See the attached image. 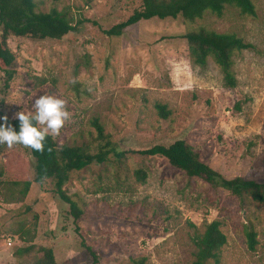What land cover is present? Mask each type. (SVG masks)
<instances>
[{
    "label": "rangeland",
    "instance_id": "obj_1",
    "mask_svg": "<svg viewBox=\"0 0 264 264\" xmlns=\"http://www.w3.org/2000/svg\"><path fill=\"white\" fill-rule=\"evenodd\" d=\"M252 1L254 16L226 6L220 16L151 18L109 36L103 30L141 0H36L38 10L55 7L76 28L60 39L8 37L15 74L5 85L0 72V115L10 121L18 111L34 113L39 96L55 95L70 113L52 135L59 145L94 150L96 117L122 150L183 139L223 176L263 181L264 0ZM200 26L251 44L232 56L234 87L224 85L211 57L202 67L191 63L180 35ZM155 102L166 104V118ZM137 168L147 170L144 182ZM33 177L28 149L0 144V264H33L40 247L52 248L58 264H89L82 244L96 252L98 264H192L194 237L214 219L226 243L219 262L206 264H264V204L188 177L164 160L129 154L72 172L63 188L81 209L76 223L52 184ZM251 227L252 250L245 236Z\"/></svg>",
    "mask_w": 264,
    "mask_h": 264
},
{
    "label": "trees",
    "instance_id": "obj_2",
    "mask_svg": "<svg viewBox=\"0 0 264 264\" xmlns=\"http://www.w3.org/2000/svg\"><path fill=\"white\" fill-rule=\"evenodd\" d=\"M226 6L238 9L241 15L254 16L255 4L252 0H141L140 8L134 9L124 20L115 23L103 32L109 36L121 35L124 30L141 20L151 18L165 19L182 17L186 21H194L206 12L220 16ZM76 25L68 16L55 7L48 11L37 9L36 0H0V72L4 74L5 85L13 78L16 61L15 53L7 44L9 36L28 37L31 39H60L75 30ZM185 39L191 63L205 66L208 57L219 67L224 85L234 87L236 80L232 71V56L235 52L248 48L251 44L232 32H216L202 26L185 31L180 35ZM154 106L160 117L166 118L169 110L166 104L155 102ZM18 130V121H8ZM95 128L96 147L94 150L84 145L57 144L54 137L45 139V150L28 149L34 161L33 181L43 184L49 181L52 191L64 202L69 204L74 223L81 215V209L64 190L70 174L92 164H102L113 158L120 161L129 154L140 155L151 159H161L172 167L180 169L188 177H197L214 187H223L232 194L251 199L264 204V180L234 176L227 178L202 161L199 153L183 139H177L168 145L154 144L145 149H120L105 133L103 125L96 117L91 120ZM21 145V144H20ZM136 179L144 182L147 170L137 168L134 171ZM30 182H25L24 191ZM77 225L75 227L77 229ZM247 246L254 249L256 232L253 227L245 232ZM226 243V235L220 229V221L214 219L206 224L203 232L194 237L195 252L192 264H206L212 260L219 262L220 249ZM89 256V264H98V256L91 247L82 244ZM31 246L21 248L18 254L31 250ZM42 255L33 264H58L52 248L40 247ZM137 260H134L136 262ZM142 264V259L139 260Z\"/></svg>",
    "mask_w": 264,
    "mask_h": 264
},
{
    "label": "clouds",
    "instance_id": "obj_3",
    "mask_svg": "<svg viewBox=\"0 0 264 264\" xmlns=\"http://www.w3.org/2000/svg\"><path fill=\"white\" fill-rule=\"evenodd\" d=\"M65 100L55 95H41L34 102V113L18 111L14 119L18 121V130L10 123L9 117L0 115V144L12 147L24 145L34 151L45 150V139L57 135L70 118Z\"/></svg>",
    "mask_w": 264,
    "mask_h": 264
}]
</instances>
